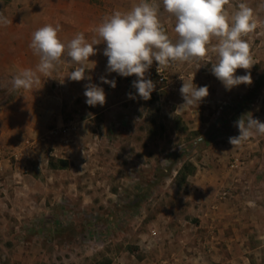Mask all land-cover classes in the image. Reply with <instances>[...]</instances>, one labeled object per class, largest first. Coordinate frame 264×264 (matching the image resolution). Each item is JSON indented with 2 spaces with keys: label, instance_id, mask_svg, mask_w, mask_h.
<instances>
[{
  "label": "rangeland",
  "instance_id": "374dc122",
  "mask_svg": "<svg viewBox=\"0 0 264 264\" xmlns=\"http://www.w3.org/2000/svg\"><path fill=\"white\" fill-rule=\"evenodd\" d=\"M9 1L0 0L11 21L0 24V63L16 70L0 71V264H264V135L229 142L241 116L264 122V0L225 6L230 18L240 3L254 10L257 28L243 39L256 64L236 72L250 71V85L227 90L209 52L162 66L163 81L153 61L148 100L135 74L107 71L103 42L83 80L68 77L79 65L64 55L51 77L13 86L40 62L29 47L37 29L59 23L62 41L82 32L91 42L105 17L142 0H19L15 10ZM147 2L178 39L163 0ZM180 75L209 87L198 107L182 105ZM89 83L104 89L103 106L86 103Z\"/></svg>",
  "mask_w": 264,
  "mask_h": 264
},
{
  "label": "clouds",
  "instance_id": "9594fccd",
  "mask_svg": "<svg viewBox=\"0 0 264 264\" xmlns=\"http://www.w3.org/2000/svg\"><path fill=\"white\" fill-rule=\"evenodd\" d=\"M229 2L230 0H163L165 10L176 18V40L170 38L162 26L159 7L147 0H142L130 11H115L105 17L95 29L97 38L91 42L82 32L64 42L58 35L61 25L46 24L32 34L29 45L34 54L40 57L36 70L25 69L15 75L13 86L16 89L32 88L40 82L37 72L51 77V72L64 55L79 65L68 77L73 81L83 80L86 78V62L98 51L94 45L102 42L106 45L103 54L108 58L107 71L124 77L135 74L137 79L133 81V87L144 100L150 99L155 90V83L145 76L153 61L158 62L159 72L162 66L202 59L209 52L217 57L216 63L211 64V72L227 90L240 84L250 85L253 82L250 71L244 75H236V72L237 69L250 70L256 64L251 55V45L243 39L257 28L253 18L254 10L245 3H240L238 11L230 18L225 9ZM10 22L0 14V24L7 25ZM213 37L218 40L215 45L211 43ZM180 79L183 81L179 90L184 101L182 105L198 107L209 95V87L194 84V76L185 80L180 75ZM101 80L112 87L116 86L115 80H107L105 77H101ZM84 95L90 106H103L106 103V93L97 84H87ZM129 96L134 98L131 94ZM236 126L239 135L229 138L233 146L240 145L255 134L264 135V122L252 116H248L247 120L241 116ZM201 138L204 139L202 136ZM166 161L164 159L165 163Z\"/></svg>",
  "mask_w": 264,
  "mask_h": 264
},
{
  "label": "crops",
  "instance_id": "0c3cea01",
  "mask_svg": "<svg viewBox=\"0 0 264 264\" xmlns=\"http://www.w3.org/2000/svg\"><path fill=\"white\" fill-rule=\"evenodd\" d=\"M18 2H19V0H10L6 5H5V8H7V9H9V8H13L14 10L16 9V8H21V7H19L18 6ZM263 4V3H262ZM11 5V6H10ZM4 6V5H3ZM23 8V7H22ZM2 37V35H0V38ZM4 55V54H3ZM2 54H0V57H4ZM0 65H3V64H1L0 63ZM2 67V68H1ZM5 67L7 68V69H5ZM5 70H8V71H14V70H16V65H13V66H11V65H9V66H0V71H5Z\"/></svg>",
  "mask_w": 264,
  "mask_h": 264
},
{
  "label": "built area",
  "instance_id": "2783aa9c",
  "mask_svg": "<svg viewBox=\"0 0 264 264\" xmlns=\"http://www.w3.org/2000/svg\"><path fill=\"white\" fill-rule=\"evenodd\" d=\"M161 71H162L161 68L159 69V72L156 69V72L159 74V78H158L159 81H163L164 80V76L161 74Z\"/></svg>",
  "mask_w": 264,
  "mask_h": 264
}]
</instances>
